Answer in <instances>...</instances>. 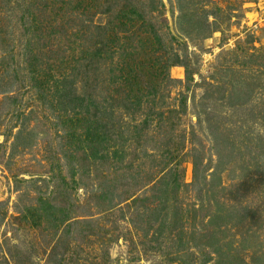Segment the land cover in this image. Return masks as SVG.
Wrapping results in <instances>:
<instances>
[{
	"label": "rangeland",
	"instance_id": "rangeland-1",
	"mask_svg": "<svg viewBox=\"0 0 264 264\" xmlns=\"http://www.w3.org/2000/svg\"><path fill=\"white\" fill-rule=\"evenodd\" d=\"M0 264H264V0H0Z\"/></svg>",
	"mask_w": 264,
	"mask_h": 264
}]
</instances>
